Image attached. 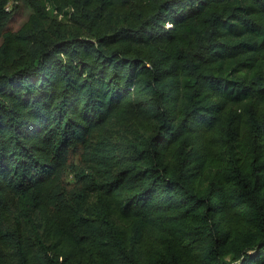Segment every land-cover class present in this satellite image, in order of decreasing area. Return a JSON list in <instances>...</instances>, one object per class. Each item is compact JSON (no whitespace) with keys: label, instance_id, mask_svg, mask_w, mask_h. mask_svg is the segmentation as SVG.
I'll list each match as a JSON object with an SVG mask.
<instances>
[{"label":"trees","instance_id":"1","mask_svg":"<svg viewBox=\"0 0 264 264\" xmlns=\"http://www.w3.org/2000/svg\"><path fill=\"white\" fill-rule=\"evenodd\" d=\"M16 1L0 264H264V0Z\"/></svg>","mask_w":264,"mask_h":264},{"label":"rangeland","instance_id":"2","mask_svg":"<svg viewBox=\"0 0 264 264\" xmlns=\"http://www.w3.org/2000/svg\"><path fill=\"white\" fill-rule=\"evenodd\" d=\"M15 1V0H12ZM13 3L12 5H14ZM17 7L12 8L13 12V26L20 25L30 12V8L25 0H17ZM10 5V7H12ZM84 155L82 149H76L71 151L69 155V161L60 184V190L64 192L66 196H71L76 193L80 188V182L77 180L76 173L80 171L85 166Z\"/></svg>","mask_w":264,"mask_h":264}]
</instances>
